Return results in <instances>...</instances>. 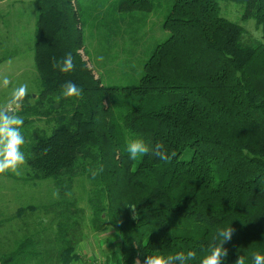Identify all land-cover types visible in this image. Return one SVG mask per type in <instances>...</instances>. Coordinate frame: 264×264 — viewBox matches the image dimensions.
I'll list each match as a JSON object with an SVG mask.
<instances>
[{"label": "trees", "instance_id": "obj_1", "mask_svg": "<svg viewBox=\"0 0 264 264\" xmlns=\"http://www.w3.org/2000/svg\"><path fill=\"white\" fill-rule=\"evenodd\" d=\"M35 1L33 57L41 91L13 106L31 134L28 183L52 179L56 207L67 209L56 211L57 221L39 223L55 224L53 234L46 226L42 231L51 253L41 252L50 247L38 229L30 234L27 225L14 222V250L0 258L2 264L27 258L75 264L79 244L89 238L86 225L106 242L102 264H143L153 252L189 251L196 254L189 264H199L229 226L233 234L224 243L222 264H235L239 256L255 264L254 255L264 256V0H172L164 22L170 35L145 61L143 76L109 86L81 56L88 16L79 0ZM157 1L116 0L113 9L125 22L139 12L142 23ZM220 1L240 5L241 21H253L261 36L246 42L247 30L221 15ZM69 53L71 72L53 68V58ZM69 81L81 88L79 98L61 95ZM42 118L51 134L35 125ZM133 139L150 148L162 143L176 155L167 162L151 152L131 160L126 145ZM37 212L36 204H27L11 217Z\"/></svg>", "mask_w": 264, "mask_h": 264}, {"label": "rangeland", "instance_id": "obj_2", "mask_svg": "<svg viewBox=\"0 0 264 264\" xmlns=\"http://www.w3.org/2000/svg\"><path fill=\"white\" fill-rule=\"evenodd\" d=\"M78 2L80 7L85 8V13L88 16L82 29L84 47L80 51L87 66L106 86L129 85L139 81L144 74V63L151 52L170 35V31L164 28V22L165 17L172 9L173 1H157V10L142 23L143 15L139 12L133 13L132 20L129 19V16H126L128 20L126 22L121 21L125 18V15L113 9L116 0H79ZM9 5L14 6L17 19L16 24L11 26L10 21H7V15L2 16V9L0 8V58L12 54L9 46L10 41L14 40L16 42L15 49L21 47L22 42L24 45L21 49L15 51L13 59L8 58L5 63L1 62L0 84H3L5 78L9 83L0 89V105L6 104L11 97L12 90L20 85H27V93L33 95L34 98H37L41 91L39 81L36 80L33 57V44L36 34V1L10 0ZM111 7L112 9H110ZM220 8L222 16L241 24L247 30L244 37L246 42H252L255 38L261 36L253 21L246 23L241 21L242 7L240 5L220 1ZM97 11L101 12L99 17H97ZM19 72H21V76H18ZM10 75L13 78H9ZM54 106L57 110L60 109L59 104L56 103ZM12 108L18 115L17 108L15 106H12ZM42 120H35V125L51 134L52 126L47 123L46 119L42 118ZM21 131L26 141L22 146V150L26 154L27 143L31 134L27 128H21ZM31 132L33 133L34 130ZM28 168L25 162L18 169L19 174L8 170L4 172L7 175H0V204L5 203V206L0 209V228L5 226V224H2L7 222L5 219L15 215L19 206L36 204L38 207L37 213H26L22 221L19 223L15 221V223L19 226L23 223L27 225L30 234H32L31 229H38L39 238L44 240L43 243H45L42 231L45 230L46 226L49 228V232L53 234L55 224L52 221L50 223L48 220L46 223L39 225L40 221L49 219V217L55 218L56 211L66 210L67 208L60 206L59 209L56 207L59 197L54 193H57L58 189L52 179L44 180L35 187L31 182L28 183ZM77 182L81 184L79 180ZM85 182L88 184L87 180ZM76 185L75 182L73 184L74 189L78 188ZM74 189L71 193L74 198L79 199V192H75ZM80 205L82 203H79ZM8 226L14 227L10 224ZM15 228H18V226ZM86 229L85 234L89 238L97 236L89 225H86ZM110 231L113 232V230ZM113 234L115 237L117 236V232H113ZM115 244L118 245L117 242ZM45 245L50 248L47 251L40 249L41 252L51 253L53 251L51 246L47 243Z\"/></svg>", "mask_w": 264, "mask_h": 264}, {"label": "clouds", "instance_id": "obj_3", "mask_svg": "<svg viewBox=\"0 0 264 264\" xmlns=\"http://www.w3.org/2000/svg\"><path fill=\"white\" fill-rule=\"evenodd\" d=\"M74 67L71 53L61 60L53 58V68H58L62 73L71 72ZM8 83L9 81L5 78L3 84L7 86ZM61 87V95L65 98H79L82 95L81 88L73 82H65ZM27 92V85H20L12 90L8 102L0 105V173L11 170L19 174L18 169L26 162L25 152L22 150V146L26 141L21 131L24 121L21 116L15 113L12 106L20 104ZM126 151L131 160H136L138 156H144L151 152L154 157L167 162L172 156L176 155L174 152L169 155L164 150L162 143H157L150 148L142 139L128 141ZM54 195H58V193H54ZM131 208L132 219H138L139 213L135 211L136 206H131ZM232 234L233 229L231 226L220 230L217 234V240L210 245L208 254L200 260L199 264H222L223 260L228 256V250L224 247V243L231 240ZM195 258L196 254L193 251L187 252L186 255L183 252H178L169 256L153 252L144 258L143 264H176V262L189 264V261L195 260ZM253 259L255 264H264V256L256 254ZM134 264H140L139 259ZM235 264H244V259L239 256Z\"/></svg>", "mask_w": 264, "mask_h": 264}, {"label": "crops", "instance_id": "obj_4", "mask_svg": "<svg viewBox=\"0 0 264 264\" xmlns=\"http://www.w3.org/2000/svg\"><path fill=\"white\" fill-rule=\"evenodd\" d=\"M9 2L10 0H0V8L2 9V13H1L2 16L7 15L8 17L7 21L8 22L10 21L11 26H13L16 24L17 12L15 11L14 6L9 5ZM7 8L8 10L6 11ZM13 41L14 40L10 41V44H9L12 54H10L9 56H3L2 58H0V65L2 63H5L8 60V58L13 59L14 51L21 49L24 45L22 42V46L17 47L15 49L14 45L16 44V42L15 41L13 42ZM19 73L20 74L18 76H21V72ZM9 78H13L12 75H10ZM3 87H4V84H0V89ZM4 206H5V203H1L0 209H2V207ZM19 207L17 208L15 215L17 214ZM22 220H18V221L20 222ZM14 222L15 220H13L11 217V220L5 223H2V224H5V226H3V228H0V258H2L5 255L10 254L14 250V247H13L14 234L11 233L12 231L14 232V228L8 226L9 224L13 226ZM32 231L33 229H31V232ZM105 245H106V242L102 241L99 238V236H95V238H86L78 246L79 249L77 253L80 259L75 264H89L91 261L98 259V258L102 260V255H105V252L103 253V250H105ZM28 253H26V258L28 257ZM0 264H2L1 260H0ZM5 264H9V261H6ZM24 264H37V262L35 259L28 260L27 258Z\"/></svg>", "mask_w": 264, "mask_h": 264}, {"label": "built area", "instance_id": "obj_5", "mask_svg": "<svg viewBox=\"0 0 264 264\" xmlns=\"http://www.w3.org/2000/svg\"><path fill=\"white\" fill-rule=\"evenodd\" d=\"M91 264H101V262L100 261H93V262H91Z\"/></svg>", "mask_w": 264, "mask_h": 264}, {"label": "bare ground", "instance_id": "obj_6", "mask_svg": "<svg viewBox=\"0 0 264 264\" xmlns=\"http://www.w3.org/2000/svg\"><path fill=\"white\" fill-rule=\"evenodd\" d=\"M93 261H100L101 262L102 260L98 258V259H95ZM93 261H91V262H93ZM91 262L89 264H91ZM101 264H102V262H101Z\"/></svg>", "mask_w": 264, "mask_h": 264}, {"label": "water", "instance_id": "obj_7", "mask_svg": "<svg viewBox=\"0 0 264 264\" xmlns=\"http://www.w3.org/2000/svg\"><path fill=\"white\" fill-rule=\"evenodd\" d=\"M57 107H58V105H57Z\"/></svg>", "mask_w": 264, "mask_h": 264}]
</instances>
